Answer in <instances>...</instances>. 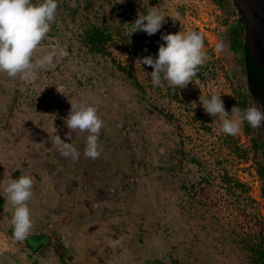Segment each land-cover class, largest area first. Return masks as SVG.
<instances>
[{
    "label": "rangeland",
    "instance_id": "1",
    "mask_svg": "<svg viewBox=\"0 0 264 264\" xmlns=\"http://www.w3.org/2000/svg\"><path fill=\"white\" fill-rule=\"evenodd\" d=\"M151 8L166 15L161 29L130 34ZM234 10L232 0H58L34 51L55 50L53 63L27 78L0 72V264H254L261 129L245 121L224 134L199 100L221 94L229 114L241 101L257 106L231 48ZM94 27L111 35L107 55L87 43ZM188 30L204 39V65L184 88L154 87L142 57L157 55L162 34ZM71 102L95 106L104 122L96 159L83 154L87 133L67 127ZM55 135L80 158L62 156ZM21 174L33 178L32 228L17 240L3 189Z\"/></svg>",
    "mask_w": 264,
    "mask_h": 264
},
{
    "label": "clouds",
    "instance_id": "2",
    "mask_svg": "<svg viewBox=\"0 0 264 264\" xmlns=\"http://www.w3.org/2000/svg\"><path fill=\"white\" fill-rule=\"evenodd\" d=\"M57 8L58 0H0V72L7 73L9 77L22 74L27 78L53 63L55 50L35 59L34 51L50 32ZM165 16L157 8H151L146 14L139 15L127 30L130 34L143 31L149 36L154 35L161 29ZM161 39L165 43L160 44L157 55L144 56L140 63L153 69L149 74L154 87L166 81L175 90L177 86L184 88L205 63L204 39L194 30L162 34ZM221 48L222 45H216L218 52ZM199 100L206 114L220 118V131L224 134L237 135L245 121L253 128H264V106L241 109L234 105L229 114L221 94L201 95ZM66 123L70 130L79 129L87 133L83 154L91 159L99 157L102 151L99 138L104 122L98 116L97 108L84 102H71ZM65 135L70 137L71 133ZM51 139L62 156L73 161L80 158L81 153L72 143L59 135ZM3 190L14 206V236L23 240L32 228L28 201L33 195V178L28 174L9 178Z\"/></svg>",
    "mask_w": 264,
    "mask_h": 264
},
{
    "label": "trees",
    "instance_id": "3",
    "mask_svg": "<svg viewBox=\"0 0 264 264\" xmlns=\"http://www.w3.org/2000/svg\"><path fill=\"white\" fill-rule=\"evenodd\" d=\"M157 1V0H153ZM232 4L235 7L236 12V3L235 0H232ZM245 23L244 21L237 17L235 24L230 29V41L231 48L234 51H241L243 53L244 64L246 68V73L248 77V94L250 98L264 97L261 93L264 94V67L258 64L255 59L252 57L249 48L245 43ZM87 43L90 46L93 52L107 55L108 47L107 44L111 39V35L105 30L94 27L87 30ZM120 69L127 71L125 67L120 66ZM241 109L247 108L245 101L239 103ZM259 146L263 147L264 142L262 136H260ZM257 144V147H259ZM259 149V148H258ZM261 175L264 177V168L261 169ZM262 197L264 198V186L262 188ZM253 251V263L254 264H264V222L263 227L260 233V237L257 239V242L252 245Z\"/></svg>",
    "mask_w": 264,
    "mask_h": 264
},
{
    "label": "water",
    "instance_id": "4",
    "mask_svg": "<svg viewBox=\"0 0 264 264\" xmlns=\"http://www.w3.org/2000/svg\"><path fill=\"white\" fill-rule=\"evenodd\" d=\"M245 23V43L255 61L264 67V0H235Z\"/></svg>",
    "mask_w": 264,
    "mask_h": 264
},
{
    "label": "flooded vegetation",
    "instance_id": "5",
    "mask_svg": "<svg viewBox=\"0 0 264 264\" xmlns=\"http://www.w3.org/2000/svg\"><path fill=\"white\" fill-rule=\"evenodd\" d=\"M263 96L264 94L261 93ZM258 99L256 98H253L252 100L257 104V105H260V106H264V97H257ZM261 129V136H262V140L264 142V128H260Z\"/></svg>",
    "mask_w": 264,
    "mask_h": 264
},
{
    "label": "built area",
    "instance_id": "6",
    "mask_svg": "<svg viewBox=\"0 0 264 264\" xmlns=\"http://www.w3.org/2000/svg\"><path fill=\"white\" fill-rule=\"evenodd\" d=\"M237 18V17H236Z\"/></svg>",
    "mask_w": 264,
    "mask_h": 264
}]
</instances>
